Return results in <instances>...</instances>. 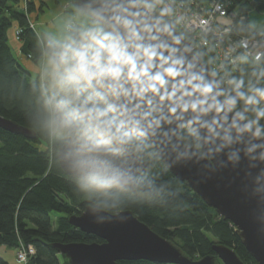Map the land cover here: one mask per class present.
I'll use <instances>...</instances> for the list:
<instances>
[{
	"label": "water",
	"instance_id": "water-1",
	"mask_svg": "<svg viewBox=\"0 0 264 264\" xmlns=\"http://www.w3.org/2000/svg\"><path fill=\"white\" fill-rule=\"evenodd\" d=\"M72 2L125 53H132L125 73L117 77L113 89L106 90L108 102L125 125L124 132L147 139L156 157L230 220L246 250L257 264H264V134L229 104L212 67L170 21L140 8L139 0ZM0 127L35 137L28 128L2 116ZM185 127L194 131L195 143L185 142ZM120 147L128 166L144 174L151 170V161L128 143ZM68 220L101 240L51 243L70 264H118L120 260L245 264L232 247L221 243L213 244L214 254L191 258L131 210L113 213L89 204Z\"/></svg>",
	"mask_w": 264,
	"mask_h": 264
},
{
	"label": "trees",
	"instance_id": "trees-1",
	"mask_svg": "<svg viewBox=\"0 0 264 264\" xmlns=\"http://www.w3.org/2000/svg\"><path fill=\"white\" fill-rule=\"evenodd\" d=\"M240 13L264 11V0H234ZM43 0H0V116L28 128V119L35 107L33 87L39 88V74L26 67L10 43L9 27L18 24L20 50L26 58L40 62L39 41L49 33L32 27L30 14L43 12ZM90 20L94 21L90 17ZM95 22V21H94ZM241 30L257 33L247 17L236 21ZM72 32H81L76 25ZM109 42H112L110 40ZM108 42V43H109ZM107 55V53H106ZM203 57L209 62L208 57ZM125 73V64L119 65ZM220 78L225 99L245 119L264 134V57L248 58L237 69L226 66ZM117 79V78H116ZM155 115V112H151ZM117 119L115 112L112 113ZM35 135V134H34ZM186 143L196 142L194 131L182 130ZM146 152L137 151L151 161L147 174L164 191L160 197L125 198L110 212L131 210L141 221L161 236L175 242L191 258L214 254L212 246L221 243L232 247L245 264H257L239 238L236 227L209 206L185 182L177 179L156 157L147 139L134 136ZM35 135L29 138L0 127V244L18 250L21 243L33 244L36 254L29 264H70L64 254L50 246L54 242H101L93 235L69 223V217L81 213L90 204L83 199L71 175L60 166L57 153H50ZM147 152L152 153L148 158ZM17 252V251H16ZM0 264H9L0 256ZM118 264H158L148 260H120Z\"/></svg>",
	"mask_w": 264,
	"mask_h": 264
},
{
	"label": "clouds",
	"instance_id": "clouds-1",
	"mask_svg": "<svg viewBox=\"0 0 264 264\" xmlns=\"http://www.w3.org/2000/svg\"><path fill=\"white\" fill-rule=\"evenodd\" d=\"M105 41L109 36L97 30L72 32L67 24L39 41L40 83L32 89L28 129L57 153L84 200L110 210L131 196L155 199L164 189L121 158L127 133L106 90L122 74L119 65L132 63V53Z\"/></svg>",
	"mask_w": 264,
	"mask_h": 264
},
{
	"label": "built area",
	"instance_id": "built-area-1",
	"mask_svg": "<svg viewBox=\"0 0 264 264\" xmlns=\"http://www.w3.org/2000/svg\"><path fill=\"white\" fill-rule=\"evenodd\" d=\"M139 6L170 21L191 39L208 57L219 79H224L226 66L237 69L248 58L264 57V30L253 33L239 29L236 21L249 18L250 11L240 13V5L234 0H139ZM75 25V21L70 23L71 28ZM17 253L19 262L29 264L36 247L21 243Z\"/></svg>",
	"mask_w": 264,
	"mask_h": 264
},
{
	"label": "rangeland",
	"instance_id": "rangeland-1",
	"mask_svg": "<svg viewBox=\"0 0 264 264\" xmlns=\"http://www.w3.org/2000/svg\"><path fill=\"white\" fill-rule=\"evenodd\" d=\"M45 2H46L45 10L43 12H41L40 15H38L40 17V18L38 17L39 21H41L42 19L44 21H46V18L47 19L50 18L51 20H53L55 15H56V13L54 11V8L56 7V5L61 4V3L64 4L66 2L65 3V10L66 9L70 10L69 12H66V15L72 14L71 15L72 17H69V18L70 19L73 18V21L77 22L81 26L82 31L93 28L94 30L103 32L104 35L109 36L106 32L103 31L102 27L98 23L90 20L89 15L79 13L77 11V9L74 7L72 0H45ZM249 19H250V22L254 28H256L259 31L264 30V11L251 10L249 13ZM38 20H36V19L33 20L30 18L31 23L34 25V27L37 29V31H38V25H37ZM71 22L72 21H67L66 24L70 26ZM56 24H57L56 26H57V30H58V27L62 23L60 21H57ZM71 29L72 28L70 27V31H71ZM17 32H18V29L15 32V22H14L9 27V30H8L10 40H15L14 39L15 38L14 33L16 35V38L18 39ZM22 60L26 61L27 64H29V67L32 70L36 71L37 74H39L40 62L35 63L32 60L26 58L25 56H22ZM263 105H264V101H263ZM259 117H264V107L261 109V111L259 113ZM124 139L126 141H131L133 146H136V148H139V151H143V152L147 151L144 148L143 143L138 142L134 136L125 135ZM50 151H51L50 153L53 154L52 148H50ZM147 154H148V158L153 159L151 152H147ZM16 251H17L16 248L7 247L5 245L0 244V256H3L8 261L9 264H23V263L19 262V260L17 259L18 253Z\"/></svg>",
	"mask_w": 264,
	"mask_h": 264
},
{
	"label": "crops",
	"instance_id": "crops-1",
	"mask_svg": "<svg viewBox=\"0 0 264 264\" xmlns=\"http://www.w3.org/2000/svg\"><path fill=\"white\" fill-rule=\"evenodd\" d=\"M45 2V0H43ZM46 3V2H45ZM66 3V2H65ZM65 3H61V4H58L56 5V7L54 8V11L56 13L55 17L53 20H51L50 18H46V21H44L43 19L41 21H39L38 19L40 18L38 15H40V13H38L37 11L36 12H33L30 14V18L31 19H36L38 20L37 22V25H38V31L40 33L42 32H45V33H53L55 31H57V24L56 22L57 21H60L62 24H66L67 21H73V18H69V17H72L71 15L72 14H67L66 15V12H69L70 10L66 9L65 10ZM46 5V4H45ZM45 10V9H44ZM39 17V18H38ZM40 26V27H39ZM18 29V24L15 22V32L17 31ZM41 29V30H40ZM93 29V28H92ZM14 36H15V40H10V43L11 45L13 46V49H15V51L17 52L16 55L17 57L21 60V62L26 66L28 67L30 70H32L30 67H29V64H27L26 61L22 60V56H25L21 50H20V47H21V42L16 38V35L14 33ZM34 73H37L36 71L32 70Z\"/></svg>",
	"mask_w": 264,
	"mask_h": 264
}]
</instances>
